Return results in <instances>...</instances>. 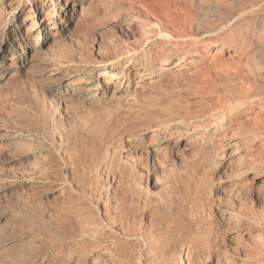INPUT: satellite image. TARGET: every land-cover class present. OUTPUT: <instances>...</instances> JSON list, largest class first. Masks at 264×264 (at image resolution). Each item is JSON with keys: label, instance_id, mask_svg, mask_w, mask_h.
I'll list each match as a JSON object with an SVG mask.
<instances>
[{"label": "rangeland", "instance_id": "1", "mask_svg": "<svg viewBox=\"0 0 264 264\" xmlns=\"http://www.w3.org/2000/svg\"><path fill=\"white\" fill-rule=\"evenodd\" d=\"M34 1L25 21L27 0H0V264H159L168 230L167 264H215L216 253L259 264L264 255L234 251L231 209L264 238V206L252 188L239 192L251 174L230 169L231 135L244 132L228 118L262 110L264 131V0H99L88 15L91 0H70L66 13L65 0ZM218 44L224 56H201ZM186 54L182 76L159 73ZM106 69L121 72L119 90L105 86ZM83 75L93 90L72 85ZM168 141L173 155L154 158Z\"/></svg>", "mask_w": 264, "mask_h": 264}, {"label": "bare ground", "instance_id": "2", "mask_svg": "<svg viewBox=\"0 0 264 264\" xmlns=\"http://www.w3.org/2000/svg\"><path fill=\"white\" fill-rule=\"evenodd\" d=\"M60 1V0H58ZM69 1L70 0H65V3H64V8H65V13L69 10ZM103 1V0H102ZM34 0H27V3L30 4V14L26 15L25 17V21L27 20H31L32 18H34L31 13L37 9L36 5L34 4ZM36 3V2H35ZM53 3V0L52 2ZM99 0H91L89 3H87L88 5L83 9L81 10L84 13H88L90 14L91 12L93 13V11L95 13H98L99 11ZM103 3V2H102ZM56 5V4H55ZM102 5V4H101ZM104 5V4H103ZM74 10V8L70 9V11L72 12ZM248 11V10H247ZM91 13V14H92ZM82 14V15H83ZM247 14V13H245ZM97 15V14H96ZM242 15V14H241ZM92 16V15H91ZM243 16V15H242ZM67 17V15H66ZM235 21V20H234ZM243 21V20H242ZM64 22H67V21H64ZM40 24H42V26L45 24L43 22V20H40L39 22ZM63 23V22H62ZM57 24V23H56ZM235 25V24H234ZM53 28H57V26H54ZM219 28V27H218ZM212 31V30H211ZM166 35V34H165ZM167 35H170V34H167ZM41 35L38 37V40L41 39ZM161 37V36H160ZM165 37V36H164ZM184 39V38H183ZM174 40V39H173ZM237 40V39H236ZM248 43V42H247ZM138 44V43H137ZM237 44V43H236ZM240 44V43H239ZM31 45L34 47V49L32 50V58L35 57V55L39 54L40 50L37 49V47H39L41 44L39 41H36V42H32ZM189 45V44H188ZM235 45V44H234ZM135 46V45H134ZM139 46V45H138ZM146 46V45H145ZM216 48L214 49V51L212 53H208V54H202L201 56L203 57H208V56H211L213 58H218V57H222L224 56V46L223 44H218V45H215ZM2 48V47H1ZM0 48V50H1ZM137 48L138 50V47H135ZM134 48V50H136ZM144 48V47H143ZM208 48V46H207ZM235 48V47H234ZM12 48L10 47L9 50H11ZM210 49V48H209ZM233 56V55H232ZM235 56V55H234ZM237 57V56H236ZM190 58L191 56L186 54L185 56H183L180 60H176V61H172V63L169 62V60H165L163 63L159 64L158 66V71L161 75L167 73V72H170L172 75H175V76H182L185 72V70L188 68V62H190ZM120 59V58H119ZM175 60V59H174ZM223 60V59H222ZM120 71V70H119ZM137 73V72H136ZM101 76L104 78L105 80V86L107 88H110L111 86L114 87V90H119L120 87H119V84L117 82H119L121 80V72H117V71H109V70H103L101 72ZM138 76H142V72L138 75ZM153 80V79H152ZM160 79H154L152 82H156V81H159ZM141 81V80H140ZM95 78H92V77H87V76H79L78 78L75 79V81H73L72 85L76 86V87H79L81 90L83 91H90V90H93V86H94V83H95ZM248 83V82H247ZM96 87V86H95ZM254 94V93H253ZM264 95V94H263ZM233 96V95H232ZM106 97V95H105ZM234 97V96H233ZM251 97V96H250ZM260 97V96H259ZM255 98V96H254ZM252 99V97H251ZM258 99V98H257ZM236 100V99H235ZM245 100V99H244ZM250 100V99H249ZM256 100V99H255ZM239 101V102H237ZM236 102L241 104L240 103V100H237ZM254 101V100H253ZM225 102V101H224ZM232 102V101H230ZM242 102V101H241ZM258 102V101H257ZM247 103H248V100H247ZM250 103V102H249ZM230 104V103H229ZM237 104V105H239ZM259 104V103H258ZM231 105V104H230ZM225 106V105H224ZM240 107V106H239ZM227 108V106H226ZM228 108H229V105H228ZM173 109V108H172ZM225 109V108H224ZM222 109V110H224ZM246 109V108H245ZM208 111V110H206ZM210 111V110H209ZM229 111V110H228ZM248 111V110H247ZM246 112V111H245ZM262 112V110H261ZM260 112V113H261ZM213 113V112H212ZM259 111H257V114L254 116L253 120L251 119H245L243 118L241 115H234V116H231L229 119L230 122L234 123L236 125V129L237 130H240V131H243L240 135V137H236L237 134H235V136L232 134L231 135V138L232 139H235V141L232 143L233 145L236 146L235 149L231 150L230 152V156H229V165H232L229 166L231 167L230 169L235 172V173H238V174H245L247 175L248 174H251V178H250V182H253V181H256V185H254L253 183H250V182H247V181H243L241 180L238 184L239 186V192L242 193V192H245V191H248L250 188H252L253 190H255L258 195H260L258 198V201L264 206V159L262 156H259V151H261L262 148H264V146H261L262 148L261 149H255L251 143L255 144L256 141L258 140L260 142L262 136L264 135V131H260V133L258 132V130L261 128V126L259 125V123H262V116L260 115ZM263 113V112H262ZM211 114V113H209ZM255 114V113H254ZM253 114V115H254ZM213 115V114H212ZM224 116V115H223ZM250 117V116H249ZM214 124V123H213ZM233 125V124H232ZM264 125V124H263ZM206 126V125H205ZM264 127V126H263ZM262 127V128H263ZM234 128V127H233ZM208 129V128H207ZM206 129V130H207ZM235 129V130H236ZM261 130V129H260ZM198 131V130H197ZM202 132V131H201ZM246 132V133H245ZM258 133L260 134L258 136ZM6 134V133H5ZM176 134V133H175ZM206 134V133H205ZM207 135V134H206ZM158 136L159 134L156 133V130L154 131V133L151 135L152 139H155V141L158 140ZM209 136V135H208ZM211 136V135H210ZM230 136V135H229ZM258 136V137H257ZM177 135L175 136L173 133L171 134V139L173 138H176ZM205 135L202 133V134H196L194 137H191L190 140H188V144L185 146V148L187 150H192V151H196L199 146H200V143L201 141H203L205 139ZM228 137V136H227ZM177 140H180L179 138ZM264 145V144H263ZM174 146L173 145V142L172 141H168L167 143H163L159 146H157L156 148L153 149V157L156 158V159H163V158H166V157H170L172 153H174L173 149H174ZM203 147V146H202ZM201 147V148H202ZM200 148V150H201ZM199 151V149H198ZM264 151V150H263ZM262 151V153H263ZM204 153V152H203ZM173 155V154H172ZM193 155V154H192ZM151 156V155H150ZM173 159V158H172ZM40 166V165H39ZM39 169V168H38ZM227 170V169H226ZM35 173V172H34ZM162 176V175H161ZM244 176V175H243ZM250 187V188H249ZM36 188V187H35ZM249 188V189H248ZM248 189V190H247ZM249 190V191H252ZM132 192V191H130ZM254 192V191H253ZM124 194V193H123ZM129 194V193H128ZM126 194V198H127V195ZM245 194V193H244ZM252 194V193H250ZM132 195V193H131ZM247 195V194H246ZM263 195V196H262ZM251 196V195H250ZM133 197V196H132ZM131 198V197H130ZM237 198V197H236ZM249 198V197H248ZM119 199V198H118ZM133 199V198H132ZM137 199V198H136ZM253 199V197H252ZM138 200V199H137ZM141 200V199H140ZM250 201V200H249ZM261 206V205H260ZM226 207V206H225ZM232 207V206H231ZM234 209V207H233ZM228 210V209H227ZM230 210V209H229ZM235 212L234 210L231 209V214L229 216V218L233 221H235V228H237V230H239L238 232V235H237V247L236 249L234 250L235 252H238L241 251L245 254V256H249L251 258V255H254V256H261V255H264V238H263V233L262 232H257V234H253L256 230H254V228L252 226H247L248 227L246 230H244L245 228V221L243 220L242 217H240L238 214L235 215L233 212ZM125 212V211H124ZM165 213V212H164ZM248 213V212H247ZM246 213V214H247ZM245 214V215H246ZM126 215V214H125ZM243 215V214H242ZM99 216V215H98ZM117 216V215H116ZM123 216V215H122ZM127 216V215H126ZM107 217H110V216H107ZM134 217V216H133ZM246 219V218H245ZM258 219V218H257ZM256 220V219H255ZM99 221V220H98ZM97 221V222H98ZM102 221V220H101ZM127 223H129V217L127 219ZM163 221V220H162ZM100 222V221H99ZM133 222V221H132ZM252 222V221H251ZM103 223V222H102ZM131 223V222H130ZM162 223V222H161ZM98 224V223H97ZM104 224V223H103ZM178 224V223H177ZM101 225V223H100ZM134 225V224H133ZM138 225V224H137ZM199 225V224H198ZM257 225V223H256ZM259 225H260V228H264V217L259 221ZM107 226V225H106ZM166 226V225H165ZM201 226V225H200ZM113 227V226H112ZM126 227V226H124ZM179 227V226H178ZM234 227V226H233ZM255 227V226H254ZM92 228V227H91ZM90 227L88 226H84L81 231L82 233H84L83 235L85 236H92L93 235V230L91 229ZM103 228V227H102ZM108 231H112V228L110 227V224L108 225ZM258 228V227H257ZM261 228V229H262ZM127 231L129 230L133 235L134 233L137 232V229L135 228H132L130 227L129 225L127 226ZM175 229V228H174ZM187 229V228H186ZM142 230V229H141ZM140 230V231H141ZM180 230V229H179ZM97 231V230H96ZM120 231V230H119ZM173 231V230H172ZM181 231V230H180ZM200 231V230H199ZM126 232V231H125ZM170 232V230H168L167 232V235L168 233ZM264 232V231H263ZM184 233V232H183ZM262 233V234H261ZM101 234V233H100ZM116 234V233H115ZM122 235V233H120ZM144 234V233H143ZM161 234V233H160ZM164 234V233H163ZM141 235V234H140ZM139 235V236H140ZM159 235V234H157ZM166 236H163L160 237L158 239L157 243L156 244V248H157V253H159V264H167L168 262L172 261L174 262V260H172V257H171V251H170V247H171V242H172V238L171 237H167ZM128 236V235H127ZM136 236V235H135ZM172 236V235H171ZM185 236V235H184ZM125 237V236H124ZM134 237V236H133ZM141 237V236H140ZM146 236H143V238L145 239ZM157 237V236H156ZM112 238V237H111ZM128 238V237H127ZM130 238V237H129ZM135 238V237H134ZM183 238V237H182ZM185 238V237H184ZM203 238V237H202ZM121 239V238H120ZM153 239V238H152ZM178 239V238H177ZM94 240V239H93ZM102 240V239H101ZM104 240V239H103ZM110 240V239H109ZM147 240V239H146ZM196 240V239H195ZM97 241V240H96ZM112 241V240H111ZM143 241V240H142ZM181 241V240H180ZM180 241H177V242H180ZM189 241V240H188ZM187 241V242H188ZM149 242V241H147ZM184 242V241H183ZM186 242V241H185ZM191 242V241H190ZM109 243V242H108ZM136 244V243H134ZM179 244V243H177ZM176 242L174 245H176ZM184 244V243H183ZM193 244V243H192ZM105 245V244H104ZM191 245V244H190ZM242 245V247H241ZM83 246V245H82ZM155 246V245H154ZM173 246V245H172ZM181 246V245H180ZM183 246V245H182ZM152 247V246H151ZM174 247V246H173ZM190 247V246H189ZM179 248V247H178ZM113 249V248H112ZM133 249V248H132ZM183 249V248H182ZM180 250V249H179ZM178 251V250H177ZM183 251V250H182ZM149 252V251H148ZM175 252V251H174ZM233 252V251H232ZM187 253V252H186ZM179 254V253H178ZM218 254V258H216L215 260V264H221L222 260L220 258L221 255H219V253H216ZM226 254V253H225ZM155 255V254H154ZM173 255V254H172ZM182 255V254H181ZM223 255V254H222ZM228 255V254H227ZM224 256V255H223ZM176 257V256H175ZM174 257V258H175ZM179 257V256H178ZM183 257V256H182ZM181 257V258H182ZM239 257V256H238ZM248 257V258H249ZM262 257V256H261ZM261 257H259V264H263L261 262ZM264 257V256H263ZM262 257V258H263ZM224 258V257H223ZM256 258V257H255ZM180 259V258H178ZM186 259V258H184ZM192 259V258H191ZM261 259V260H260ZM141 260V259H140ZM176 260V259H175ZM194 260V259H193ZM227 261V258L224 259ZM252 260V259H251ZM151 261V260H150ZM155 261V260H154ZM184 261V260H183ZM192 261V260H191ZM225 261V262H226ZM116 262V261H115ZM179 262V261H178ZM187 262V261H186ZM193 262V261H192ZM191 262V263H192ZM93 263L95 264H104V261H103V258H102V255H97L96 257H94L93 259ZM117 263V262H116ZM175 263V262H174ZM173 263V264H174ZM177 263V262H176ZM111 264V263H110ZM171 264V263H169ZM190 264V263H189ZM193 264V263H192ZM197 264V263H196Z\"/></svg>", "mask_w": 264, "mask_h": 264}]
</instances>
